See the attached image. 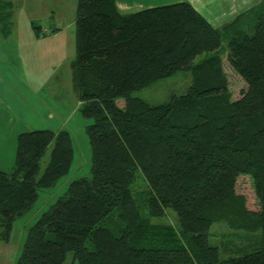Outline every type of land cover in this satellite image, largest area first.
Listing matches in <instances>:
<instances>
[{
    "label": "trees",
    "instance_id": "trees-1",
    "mask_svg": "<svg viewBox=\"0 0 264 264\" xmlns=\"http://www.w3.org/2000/svg\"><path fill=\"white\" fill-rule=\"evenodd\" d=\"M13 14V0H0L4 37ZM33 26L38 34L56 30ZM75 35L80 109L93 119L91 174L72 179L29 227L14 264H63L70 253L71 264H264V0L223 27L189 0L130 12L116 0H78ZM224 36L227 59L246 81L238 97L224 67ZM182 69L192 72L185 92L159 103L133 94ZM74 156L68 128L19 132L13 166L0 167V241L11 240L15 220L70 171ZM244 172L259 208L237 191ZM168 207L178 226L152 220ZM220 221L255 240L223 255L210 241Z\"/></svg>",
    "mask_w": 264,
    "mask_h": 264
},
{
    "label": "rangeland",
    "instance_id": "rangeland-1",
    "mask_svg": "<svg viewBox=\"0 0 264 264\" xmlns=\"http://www.w3.org/2000/svg\"><path fill=\"white\" fill-rule=\"evenodd\" d=\"M36 1L14 0V32L9 37L0 34V41H3L0 42V148L5 149V143L12 146L11 139H14L16 154L18 134L24 129L47 126L53 129L68 128L72 134L75 156L70 171L54 185L41 189L34 205L15 220L9 260H15L19 256L29 227L42 212L67 190L72 179L91 174L92 166L87 125L93 119L85 116L80 109L81 100L75 84L73 64L76 57V4L72 3L74 0H65L64 7L49 10L44 6H36ZM34 20L46 30L59 27V32L37 36L33 27ZM228 41L229 38L224 36L221 52L225 56L224 67L228 73L233 97H238L246 87V81L227 59ZM204 54H200L195 60ZM191 83V70L182 69L150 85L135 89L133 94L159 103L169 99L174 92H185ZM118 101L122 103L125 98L118 97ZM53 145L52 142L42 157L41 171L50 160ZM15 154L0 159L3 166L1 168L12 166ZM236 186L237 191L246 194L249 207L259 206L251 174L240 173ZM146 187V182L139 178L135 190L142 191ZM152 220L178 226L179 214L174 208L168 207L164 214L153 216ZM211 231L210 241L221 245L225 256L235 254L234 252L239 251L238 248L247 247L246 245L256 238L243 231L232 230L225 221L214 222ZM256 234L260 237L261 231ZM71 261L72 253L63 264H71ZM76 264H80L78 260Z\"/></svg>",
    "mask_w": 264,
    "mask_h": 264
},
{
    "label": "crops",
    "instance_id": "crops-1",
    "mask_svg": "<svg viewBox=\"0 0 264 264\" xmlns=\"http://www.w3.org/2000/svg\"><path fill=\"white\" fill-rule=\"evenodd\" d=\"M77 1L78 0H74L72 2L73 4H76V8H77ZM176 1H180V0H116V3L122 11L130 12V11H135V10L145 8V7H149V6L172 3V2H176ZM189 1H191L192 4L210 22H212L216 26L223 27L227 22L233 20L239 13L245 11L249 7L258 3L260 0H189ZM13 2H14V0H13ZM65 3H66L65 0H41V1L37 0L34 4L36 6H39V5L41 7L44 6V7L48 8L49 10H56L58 7H64ZM14 6H15V3H14ZM13 18H14V14H13ZM14 26H15V24H14ZM54 28H56V30L53 32H57V31L59 32V29H60L59 27H53V28H51V30ZM34 30H35L34 31L35 35H37V36L41 35V34L37 33L35 28H34ZM43 30H46V29H43ZM47 31H50V30H47ZM13 32H14V29H13ZM47 34H43V36L47 35ZM9 36H7V37H9ZM75 38H76V35H75ZM0 42H3V41H0ZM119 103L121 105H124L125 101H123L122 103L121 102H119ZM50 115H53V114H50ZM50 118H52V116H50ZM19 120L21 121L20 116H19ZM45 128H49V126H47ZM51 129H53V128H51ZM59 129H61V128H59ZM59 129H54V130H59ZM13 141H14V139H11L12 146L10 144L5 143L6 144L5 149L0 148V159L14 156L15 148L13 145ZM12 166H9L5 169L11 168ZM0 167H3V166H1V164H0ZM259 206L257 208H259ZM12 246L13 245H12L11 240L0 241V264H14V262L17 258L16 259L14 258L15 260H9V256L11 254ZM73 264H76V261Z\"/></svg>",
    "mask_w": 264,
    "mask_h": 264
}]
</instances>
